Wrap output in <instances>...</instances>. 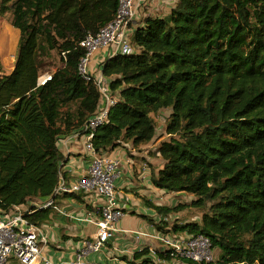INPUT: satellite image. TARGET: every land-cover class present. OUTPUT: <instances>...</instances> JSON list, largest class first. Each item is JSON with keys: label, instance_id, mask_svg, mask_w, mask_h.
<instances>
[{"label": "trees", "instance_id": "1", "mask_svg": "<svg viewBox=\"0 0 264 264\" xmlns=\"http://www.w3.org/2000/svg\"><path fill=\"white\" fill-rule=\"evenodd\" d=\"M118 9L119 0H0V17L11 14L20 32L14 69L0 72V218L39 200H81L57 194L67 160L58 144L101 108L96 84L79 72L81 44ZM133 27L132 52L102 66L117 102L95 149L131 157L128 147L154 141L153 114L170 111L169 138L155 150L163 165L148 161L144 171L155 189L195 200L167 206L144 198L165 220L146 218L162 234L211 240L213 262L184 264H264V0H177L168 14ZM55 55L62 66L52 70ZM45 75L52 79L41 84ZM187 209L197 219L170 221ZM56 214L26 216L43 227ZM150 256L146 248L134 258L151 264Z\"/></svg>", "mask_w": 264, "mask_h": 264}, {"label": "built area", "instance_id": "2", "mask_svg": "<svg viewBox=\"0 0 264 264\" xmlns=\"http://www.w3.org/2000/svg\"><path fill=\"white\" fill-rule=\"evenodd\" d=\"M146 1L119 0V9L114 20L97 34H89L81 44L86 54L80 60L79 72L87 81H94L96 84L101 93V108L81 131L60 140L59 143L63 144L64 152L69 149L72 142L83 140L86 154L91 161L77 180L66 183L62 178L57 194L76 193L84 199L97 198L103 204L97 206L96 216L88 215L86 219L97 227L94 238L84 241L76 259L68 264H83L85 257L91 253H100L112 238L119 232H123L118 225L126 214L120 206L116 182L122 176L126 163L130 165L131 158L125 151L116 155L100 154L94 147L93 139L97 130L108 122L110 109L117 102L111 93L109 80L103 75L102 66L108 58L132 52L130 37L135 29L133 26ZM98 52H105L107 55L95 68L92 66V61ZM51 79V75H45L40 81L41 84H45ZM128 149L134 152L131 147ZM43 208H52L56 213L66 215L54 199H48L34 202L31 208L16 207L12 213L0 218V264H11L12 260L19 264H52L44 255L51 239L42 227L30 222L26 216ZM137 235L140 238L154 239L161 245L160 249L149 248L150 257L153 260L151 264H184L182 260L194 263L214 261L212 242L203 235L174 237L165 234L150 235L147 232H137ZM158 251L166 253L172 260L168 263L159 259ZM87 264L100 263L88 262Z\"/></svg>", "mask_w": 264, "mask_h": 264}, {"label": "crops", "instance_id": "3", "mask_svg": "<svg viewBox=\"0 0 264 264\" xmlns=\"http://www.w3.org/2000/svg\"><path fill=\"white\" fill-rule=\"evenodd\" d=\"M161 1H163V4ZM176 1L147 0L141 8L135 27L148 16L168 14ZM106 55L105 52H98L93 57L92 66L98 67ZM61 145L62 147L60 148L64 152L63 144ZM64 153L67 155V160L63 164V172L66 177L64 180L66 183H70L77 180L83 174L91 158L86 154L84 141L80 139L72 142L69 149L65 150ZM112 154H120L119 149H116ZM139 156L141 155H137L135 151L132 152L130 165L126 163L122 176L116 182L120 206L125 210V213L130 211L134 217L126 219L127 215H125L118 225L119 229L123 232H119L112 238L100 253H91L85 257L83 264H87L88 262L100 264H141L145 258L135 261L134 255L137 252L150 247L161 248L158 241L150 238H140L137 235V232H147L150 235L162 234L151 224L149 218H146V216L153 218L155 222H161L162 220L161 217L156 215L155 211L146 206L144 198L157 205H162L164 199H159L160 196L158 194L164 195L166 193L165 191L155 189L152 185L154 192L151 191V195L147 193L148 190L145 187L148 186V182L150 181L148 173H142L144 165H140ZM121 191L131 194L129 196L134 195L135 199L120 196ZM167 194L170 195L171 193ZM171 195L181 196L182 194ZM59 200L61 203L59 207L66 215H61L57 212L55 218L42 227L45 234L51 239L50 245L44 251V255L52 264H68L76 259L78 250L83 246L84 241L94 238L97 227L95 224L86 221V219L88 215L91 217L96 216L97 206H101L103 203L97 198L84 199L83 196L80 201L71 198H61ZM164 204L167 206L177 205V203L169 205L165 202ZM177 217L173 216L172 218L174 220ZM11 264L19 263L12 260Z\"/></svg>", "mask_w": 264, "mask_h": 264}, {"label": "rangeland", "instance_id": "4", "mask_svg": "<svg viewBox=\"0 0 264 264\" xmlns=\"http://www.w3.org/2000/svg\"><path fill=\"white\" fill-rule=\"evenodd\" d=\"M162 2L163 1H161V3ZM19 39H20V32H19V30L15 29L12 25V15L7 14L4 17H0V72L2 74H9L14 69ZM59 60L60 59L57 55H55V58L52 61L49 60V61H51L50 68L52 70L62 66V64L60 63ZM169 115H170V111H168V110H164L158 114H153V117L156 120V124H157L156 137L150 145L142 147L141 149H138L135 152L137 155H141L138 158L140 159V165H144L143 169L145 167V163L148 161L151 162V164L155 165V166L156 165L157 166L163 165V161L161 160V158L156 156L155 150L162 141L167 140L169 138L167 133H166V129H165L166 122L168 120ZM58 145H59V147H62L61 143H59ZM125 152L127 154V151H125ZM119 153H122V148H121V150L119 149ZM141 159L142 160L144 159V161H141ZM142 173H150V172L147 170H145V171L143 170ZM151 185L152 184L150 182H148V186L145 187V189L148 190L147 193L150 195H151V191L154 192ZM129 195H131V194L124 192V191L120 192V196H122V197H126V198L130 197L132 199H135L134 195L133 196H129ZM158 195L160 196L159 199L163 198L164 202L169 204V205L172 203L173 204L174 203H177V204L186 203L187 204V203H191L193 200H195V196L190 195V194H185V193L182 194L181 196H179V195L172 196L171 194L170 195L167 194V192L164 193V195H162L160 193ZM38 202H42V201L39 200ZM164 202L162 205H165ZM195 213H197V211L192 210V209H187L185 211L180 212L178 214V217H179V219L192 221V220L197 219L194 216ZM125 214L127 215L126 219H130V218L134 217V215H132L130 213V211H128ZM171 220H173V218H171L170 221ZM216 253H218V252L214 251V254H216Z\"/></svg>", "mask_w": 264, "mask_h": 264}]
</instances>
